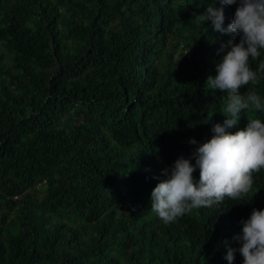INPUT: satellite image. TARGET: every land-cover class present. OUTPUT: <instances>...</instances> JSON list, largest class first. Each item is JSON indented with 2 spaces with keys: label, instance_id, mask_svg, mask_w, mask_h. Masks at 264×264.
Wrapping results in <instances>:
<instances>
[{
  "label": "trees",
  "instance_id": "obj_1",
  "mask_svg": "<svg viewBox=\"0 0 264 264\" xmlns=\"http://www.w3.org/2000/svg\"><path fill=\"white\" fill-rule=\"evenodd\" d=\"M209 6L0 0V264H229L242 221L264 209V169L243 198L167 224L150 199L163 170L181 156L195 165L226 119L227 94L207 79L240 34L201 23ZM260 60L264 50L253 70ZM258 76L241 95L264 100ZM252 118L264 111H242L231 128Z\"/></svg>",
  "mask_w": 264,
  "mask_h": 264
},
{
  "label": "clouds",
  "instance_id": "obj_2",
  "mask_svg": "<svg viewBox=\"0 0 264 264\" xmlns=\"http://www.w3.org/2000/svg\"><path fill=\"white\" fill-rule=\"evenodd\" d=\"M212 2L216 7H207L198 15L199 21L203 24L211 21L222 34H240L239 42L229 39L221 44L216 73L207 79L210 88L227 94L226 107L221 111L226 119L223 124H214V135L196 148L195 165L181 156L170 172L163 170L166 178L154 187L150 199L151 210L165 224L194 209L220 205L225 197L243 198L253 189V173L264 169V122L252 118L247 119L243 129L231 128L242 111L250 108L264 111V100L255 91L247 96L240 92L244 86L258 83V73H264V60H260L257 70L250 65V60L260 58L264 50V0ZM223 7L229 8V16H224ZM190 142L197 143L195 139ZM197 167L198 182L193 177ZM242 224L241 233L234 237L239 247H229L226 259L231 264L238 251L243 264H264V209H253Z\"/></svg>",
  "mask_w": 264,
  "mask_h": 264
}]
</instances>
